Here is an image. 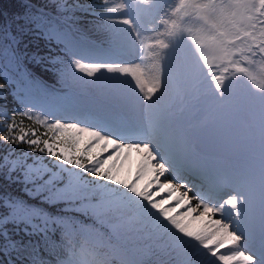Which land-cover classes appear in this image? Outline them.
Instances as JSON below:
<instances>
[{"label": "trees", "instance_id": "16d2710c", "mask_svg": "<svg viewBox=\"0 0 264 264\" xmlns=\"http://www.w3.org/2000/svg\"><path fill=\"white\" fill-rule=\"evenodd\" d=\"M253 1L255 4L250 6L245 3L250 25L244 34L252 41L247 46L242 42L239 45L249 50L255 44L264 57V0ZM142 2L149 6L153 0ZM111 3L112 0H0V219H7L0 224V264H227L220 257L234 256V245L220 251L216 258L213 250L217 245L206 231L193 238H174L173 228L188 235L194 229L188 232L190 223L172 215L170 208L155 207L148 192L150 184L156 182L153 174L145 170L138 157L132 159L131 152L122 150L114 141L111 143L121 149V154L115 150L116 155L110 157V149L105 157L101 137L106 134L84 124L88 116H93L96 124H104L97 121L104 119L113 126L117 122L122 126L126 116L112 120L98 117L88 108L85 113H76L80 100L89 101L94 111H104L100 102L111 99L101 93L122 97L123 91L112 79L100 77V82L93 75L81 74L79 69L109 67L121 73L128 66L119 58L137 52L134 35L122 31L119 21H113L120 15ZM228 6L226 2L222 5L226 16L231 8ZM184 13L187 19L182 18ZM143 15L148 16L149 11ZM164 15L161 13L160 18ZM169 15L167 26L156 28L154 44L148 51L154 66L149 62L144 75L156 85L149 92L153 94L152 107L155 103L176 104L185 94L194 96L205 67L208 65L210 70L218 64L224 70V81L233 79L224 91L235 113L243 117L237 123L239 131L243 136L251 134L254 141L263 138L264 107L257 105L253 111L245 107L244 97H248L242 92L247 86L258 90L264 104V84L252 82L259 70L244 64L237 69L240 65L235 57L229 62H219L214 55L209 58L207 49L217 52V30L204 27L197 19L201 12H196L192 4L186 2L183 10ZM195 40L201 44L203 69L197 62ZM235 42L234 39L232 47ZM225 49L228 51L227 46ZM228 66L237 70L239 79ZM250 101H256L255 95ZM219 113L226 111L221 107ZM250 115L253 116L244 120ZM60 118L74 128H83L90 136L79 143L59 123ZM40 165L52 169L43 175V180L60 166L67 169L60 173L59 180L43 187L80 185L77 191L81 194L55 198L45 188L31 186L26 180L29 167ZM254 181L259 183L258 178ZM19 201L26 206L28 219L36 221L34 224L40 228L14 218L12 204ZM208 241L212 242L209 247ZM235 259L245 264L242 257Z\"/></svg>", "mask_w": 264, "mask_h": 264}, {"label": "rangeland", "instance_id": "374dc122", "mask_svg": "<svg viewBox=\"0 0 264 264\" xmlns=\"http://www.w3.org/2000/svg\"><path fill=\"white\" fill-rule=\"evenodd\" d=\"M233 1L234 0H210L209 2L208 0H172V6H169V9L174 13L179 6L188 2L189 4H192L196 12H202L204 15V21L208 22L209 25L217 30V38L219 37L216 44L218 51L217 56L220 58V60H223L226 55L232 53L233 56V54H235L234 51L238 50L240 46L232 47V50L229 49L227 52H224L221 35H223L224 40H239V38L246 33V30L250 25V19L247 17L249 8L247 5H245V3L249 5L250 0H238V3H234ZM224 2L229 5L227 8L231 7L230 12L227 10V16L224 15L222 11V5ZM111 5H113L115 13L120 15L117 20L113 19V21H119L122 31H128L130 34L132 33L135 36L138 34V40L143 41L147 45L148 50H150V47L154 44L155 39V35L153 33L150 34L149 31L153 32L155 26L159 28L167 26L168 22L171 20V15H164L166 11H164L163 6L161 7L160 5L157 10L164 16L149 24L150 30H146V27L143 28L140 26V23L133 21V27L136 31L131 32L129 25L131 22L129 18L131 17L133 20V15H131L126 2L124 0H112ZM129 6H132L136 12V16H138L139 13L135 8V2H133V0H129ZM158 6L159 4L157 0H153L149 6H147L145 2H142L139 5L141 14L145 11H153ZM116 25L119 26L117 23ZM194 50L196 51L197 62H199L200 59H202V56L200 54L201 44L198 40H195ZM209 52L210 51L207 49V53ZM258 53L261 54V51L256 52V54ZM245 56L248 59L249 64L252 63L250 57L248 55ZM128 57V67L124 69L125 71L122 70L121 73L117 71V68L113 69L109 67L105 68L95 66L91 67L93 69H88L87 67H85L83 70L79 69L81 74L83 73V75H93L98 78L100 82H103L101 78L105 80L112 79L114 83L123 89V91H121L122 97L116 95L107 96L106 94L101 93L102 97H109L111 99L108 103L100 102L101 108L104 109V111L99 108L94 111L92 108L93 106L89 101L80 100V106L76 109L77 114L85 113V110L88 108L94 115L98 117H110L112 120L120 119L122 116H126L124 117L125 121L132 120L133 122V124H130L131 126L129 127L138 125H142L144 128L147 127V113L148 109L151 110V100H153V94L151 93L149 95V92H152L153 89L156 88V85L151 78L145 77L144 73L148 71V66H150L149 62L152 66H154V62L153 60H149L147 65L141 66V54L137 56L136 54L131 53L128 54ZM257 64L258 63L254 65ZM259 65L261 69L259 72H257L258 74H256V79H254L252 82L254 84L260 85L264 84V60H261ZM199 66L204 67L203 61H200ZM207 66L205 67V74L203 78L197 80V86L199 87L203 81H210L211 72ZM90 70H92V73H90ZM198 89L195 86L196 92L194 96H197L199 91ZM191 90L193 91V88ZM242 92L248 97V99L244 101L245 107H250L252 111L253 107H257V105H259V107H264L263 102L260 100L261 94L258 90L247 86ZM253 95H255L256 101H250V97ZM192 99V97L186 99V102L184 103L185 107L174 108L171 110L167 124L161 123V125L164 127L167 125V128H165L166 130L158 127L157 131L155 132V137H152L147 129H143L148 132L147 138H142L143 142L132 147H130L127 143L122 144L121 142H118V140L115 139L114 133H107V135L101 137L102 142L105 143V157L106 153H108L110 149V157L116 155V152L121 154L122 151H119L121 149L124 151H130L132 159L138 157L141 163L145 165V170H148L151 174H153L156 182L150 184L152 189H149L148 192L154 201L155 207L157 206L160 209H165L167 207L170 208L169 212L172 215H177L178 219L182 217L184 220H187L190 223L188 232H191L194 229V231L188 235L186 233L181 234V232H179L176 228H173L174 238L180 239V236H191L193 238L195 237L194 235L206 231L211 235L210 240H219V243L221 241H229L231 245H234L236 250L234 256L232 254L227 258L222 255L220 257L222 262H226L227 264H238L235 258L242 257L247 261H245V264H257L261 260L254 257L247 249L248 247H253L254 244L257 243L256 241H251L249 233L251 234L252 230H254L253 225L261 218L259 207L264 206V183L258 184L254 181V178L257 177L260 178L261 181H264V148L259 147L256 149V151L252 150V141L255 139V137H253L251 134L247 135V137L244 139L245 142L240 147V150H243L244 153L243 158H245V155L249 154L255 158L260 156L261 160L263 161L262 163L253 160L252 162L247 163V165H249L247 175H251L252 178L248 179L247 185L250 186V191L244 199L245 202L243 201V198H240L239 201L236 200L232 204L228 203L226 196L231 193L230 188H223L219 196L213 194L209 195L210 189H207L210 188L209 185L204 184V187H199L200 185L191 186L189 182L182 181L179 178V174L182 170L177 168L178 171H175V169L169 165L168 155L172 156V154H175L176 152L171 151L170 146L165 144L166 152L160 154L161 150L159 146L163 140L162 136L167 130H169L177 138L179 146L188 148V145L190 146L192 144L191 139L187 134V129L191 127L189 123L194 117L193 107H187L192 102ZM206 110L202 108L198 111L199 114L204 117ZM72 112L74 113V111ZM103 112L104 114H102ZM128 113L130 114L131 118L127 116ZM59 123H61L62 126L68 128L74 135V138L79 141V143H82L87 137L90 136L89 132L83 128H74L67 124V120L64 118H60ZM111 141H114L115 143L118 142L119 145L121 144V149L115 148V145H113ZM112 149H114V151H112ZM184 160H187L188 164L192 166L201 162L199 166L201 170H204V172L212 171L218 177L221 174L224 176H228L229 174L230 179L238 180L239 178L236 174L235 167L232 166V163L229 161L214 162L212 160H205L195 154L186 156ZM251 165H255V169H250ZM51 170L52 169H49L47 166L41 165L38 167H29L26 180L31 183V186L36 188L41 187L44 189L45 187L43 186L46 183L52 184L55 180H59L61 178L60 173H65L67 169L64 166H60L56 169V172L52 173L49 177L43 180V175ZM68 181H71V179L66 180V182ZM79 186L80 185L73 187L65 185L56 186L55 188L51 185H48L46 186L45 190L46 192L54 194L55 198H62V196L70 198L73 195L76 196L81 194V191H77V187ZM45 190L40 189V191ZM83 197L84 195L82 198ZM176 201L178 202V205H175ZM12 206L13 216L17 221H29L34 227H39L37 224H34L36 221L28 219L26 212L27 208L23 202L19 201L17 203H13ZM229 207L233 209L234 213ZM237 216L243 222V224L240 223ZM6 221V218L0 219V224ZM198 227H200V230ZM245 227L249 228V233L246 232ZM262 236L264 237V234H262ZM189 241H191V239ZM215 243L217 244V242ZM201 250L203 249L201 248ZM213 251L216 254V248ZM228 252H232V250H228ZM209 253H211L210 250L207 252V254ZM217 255L216 258L220 256Z\"/></svg>", "mask_w": 264, "mask_h": 264}, {"label": "water", "instance_id": "95a60500", "mask_svg": "<svg viewBox=\"0 0 264 264\" xmlns=\"http://www.w3.org/2000/svg\"><path fill=\"white\" fill-rule=\"evenodd\" d=\"M236 137V129L228 121L208 124L200 128L196 138V146L202 152L229 158Z\"/></svg>", "mask_w": 264, "mask_h": 264}]
</instances>
